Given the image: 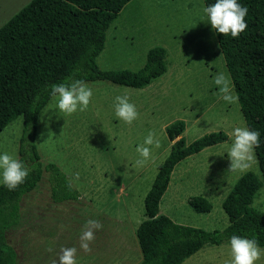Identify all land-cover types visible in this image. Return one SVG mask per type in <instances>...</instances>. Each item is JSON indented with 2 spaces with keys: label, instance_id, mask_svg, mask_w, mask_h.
<instances>
[{
  "label": "rangeland",
  "instance_id": "374dc122",
  "mask_svg": "<svg viewBox=\"0 0 264 264\" xmlns=\"http://www.w3.org/2000/svg\"><path fill=\"white\" fill-rule=\"evenodd\" d=\"M30 1L0 0V27ZM204 7V0H131L109 27L98 66L137 71L151 48L163 46L167 71L144 88L88 81L90 105L71 116L59 114L52 99L46 104L35 136L40 160L56 164L81 196L55 203L50 174L44 171L35 189L23 196L20 224L6 235L18 264H52L61 247H76V264H138L142 252L136 231L146 218L145 196L172 146L166 127L178 119L186 121L187 143L219 130L229 138L176 166L161 213L177 223L223 229L230 223L223 201L238 179L251 171L263 180L256 152L248 170L227 173L230 133L247 124L239 102L227 104L217 97L215 75L223 72L232 79ZM116 96H128L136 106L139 116L131 125L115 116ZM23 130L19 116L0 132V154L21 159ZM149 131L155 132L159 147L151 145L147 163L134 166L140 158L136 149ZM200 196L213 203L210 212H196L189 204ZM254 199L259 201L255 208L264 213V182ZM88 219L103 228L85 252L79 237ZM231 259L230 243H223L205 246L182 264H227ZM256 264H264V254Z\"/></svg>",
  "mask_w": 264,
  "mask_h": 264
},
{
  "label": "trees",
  "instance_id": "16d2710c",
  "mask_svg": "<svg viewBox=\"0 0 264 264\" xmlns=\"http://www.w3.org/2000/svg\"><path fill=\"white\" fill-rule=\"evenodd\" d=\"M131 0H31L0 27V132L19 116L24 118L21 159L29 169L26 181L9 191L0 184V264H18L17 252L8 243L7 232L20 224L23 196L35 189L49 172L51 197L55 203L77 200L81 194L54 163L43 165L35 144L39 117L52 84L67 77L144 88L167 71L168 51L155 46L147 52L145 65L137 70H102L97 57L105 48L107 31ZM205 6L216 0H204ZM247 7V29L240 37L216 33L231 75L247 127L259 131L255 149L262 178L249 171L234 184L223 201L229 225L207 230L177 223L161 213L160 205L176 166L205 148L228 140L215 131L187 143L186 121L178 119L166 127L171 149L145 196V219L136 236L142 252L138 264H182L205 246L230 243L233 235L256 239L264 247V213L252 206L264 182V0H238ZM39 95L40 100L33 102ZM189 204L208 213L213 203L206 197ZM159 214V219L153 217Z\"/></svg>",
  "mask_w": 264,
  "mask_h": 264
},
{
  "label": "clouds",
  "instance_id": "9594fccd",
  "mask_svg": "<svg viewBox=\"0 0 264 264\" xmlns=\"http://www.w3.org/2000/svg\"><path fill=\"white\" fill-rule=\"evenodd\" d=\"M207 17V22L212 29L223 34L224 37L231 36L239 38L241 33L247 29L246 16L247 7L238 3V0H216L214 4L203 8ZM213 83L217 87V97L227 104L239 102V96L234 94V86L230 78L223 72L215 75ZM55 102V109L64 117L71 116L77 111L84 112L88 109L93 97V89L82 79L67 77L65 82L52 84L49 93ZM40 100L39 95L34 98V103ZM128 96H116L114 100L115 116L118 120L127 125L135 121L139 113L136 106L129 102ZM46 115V114H45ZM43 116H41L43 120ZM51 117H49V121ZM155 132L149 131L143 144L136 149L139 159L134 166H143L150 158V146L155 144L159 147V140L155 139ZM260 132L247 127H235L230 133L231 146L226 152L230 161L227 173L245 172L254 161L255 149L260 147ZM0 170H2V182L9 191L16 190L23 184L30 174V169L19 159L8 153L0 154ZM78 177V174H77ZM259 201H253V207ZM159 219V214L153 217ZM103 228V225L94 219H88L81 231L79 241L80 248L85 252H90V244L95 239V232ZM230 249L232 259L227 264H256L260 260L264 249H262L256 239L244 238L233 235L230 238ZM76 247H61L58 259H53L52 264H76Z\"/></svg>",
  "mask_w": 264,
  "mask_h": 264
}]
</instances>
